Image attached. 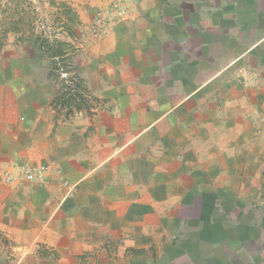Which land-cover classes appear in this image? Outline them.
I'll return each mask as SVG.
<instances>
[{
    "label": "crops",
    "instance_id": "crops-1",
    "mask_svg": "<svg viewBox=\"0 0 264 264\" xmlns=\"http://www.w3.org/2000/svg\"><path fill=\"white\" fill-rule=\"evenodd\" d=\"M126 1L77 42L92 106L0 60V264H264V0Z\"/></svg>",
    "mask_w": 264,
    "mask_h": 264
},
{
    "label": "rangeland",
    "instance_id": "rangeland-1",
    "mask_svg": "<svg viewBox=\"0 0 264 264\" xmlns=\"http://www.w3.org/2000/svg\"><path fill=\"white\" fill-rule=\"evenodd\" d=\"M126 0H0V60L4 54L13 51L37 54L40 60L43 59L48 70L50 69V59L40 49L34 47L33 42H44L45 39L52 42L54 39L67 40L71 43L69 49L70 60L58 62L68 73L61 74L57 79H51L57 86L56 95L69 89L70 93L82 94L87 100L82 107L93 105L91 98H86L87 88L82 79L83 90L78 89L76 81L72 78L73 74H79V67L76 65L74 58L79 50L77 42L79 38L87 35H94V32L103 31V22L109 23L119 20L126 4ZM64 4V5H63ZM76 14V21L73 24L68 23L74 37L68 36L64 23L66 12ZM93 15L90 16V15ZM92 19L90 20V18ZM84 20V21H81ZM90 20V22H89ZM96 22H92L95 21ZM89 22V23H87ZM97 37V36H96ZM77 39V40H76ZM36 40V41H35ZM72 67H75L73 69ZM66 77V80H62ZM82 78V77H81ZM86 89V90H85ZM59 91V92H58ZM88 94V93H87ZM66 97V96H65ZM71 99L70 106H61L65 109L74 108V101L81 102L80 97L76 96ZM90 99V101H89ZM62 104V101H60ZM60 106V105H59ZM75 109V108H74ZM69 111V110H68ZM24 168L27 167H23ZM24 174V173H23Z\"/></svg>",
    "mask_w": 264,
    "mask_h": 264
},
{
    "label": "trees",
    "instance_id": "trees-1",
    "mask_svg": "<svg viewBox=\"0 0 264 264\" xmlns=\"http://www.w3.org/2000/svg\"><path fill=\"white\" fill-rule=\"evenodd\" d=\"M66 13L67 14H66L64 26L66 30H68V36L74 37V34L70 30L68 23L70 24L75 23L77 19L76 14L73 12H70V10L67 11ZM32 45L36 48H40L46 54V56L50 59L51 66L48 71L49 77L53 79H57L61 74H65L70 71V70L63 69L61 66H58V62H63L65 60L71 59V56H70L71 53H69V49L72 48V45L70 42H68L67 40H57V39H54L52 42H50L47 39H45L44 42H41V43L33 42ZM72 68L75 69V67H72ZM72 78L76 81V86L78 87V89L82 88L83 90L82 78L77 73L73 74ZM62 80H66V77L63 78ZM76 96L80 97L81 102L74 101V105H75L74 108L76 110H80L83 108L82 107L83 103H85L87 100H85L84 96L81 93L80 94L70 93L69 89H66L62 91L60 94L56 95V97L52 99V103L55 106L57 105L70 106L71 99L75 100V98L73 97H76ZM60 101H62V104L60 103Z\"/></svg>",
    "mask_w": 264,
    "mask_h": 264
},
{
    "label": "built area",
    "instance_id": "built-area-1",
    "mask_svg": "<svg viewBox=\"0 0 264 264\" xmlns=\"http://www.w3.org/2000/svg\"><path fill=\"white\" fill-rule=\"evenodd\" d=\"M23 173H24V175L27 178H32V177H34L36 175L35 171L32 168H29V167L24 168Z\"/></svg>",
    "mask_w": 264,
    "mask_h": 264
}]
</instances>
